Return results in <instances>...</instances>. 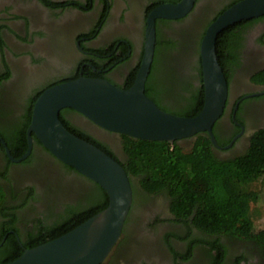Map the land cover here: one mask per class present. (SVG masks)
<instances>
[{"label": "flooded vegetation", "instance_id": "af4514ba", "mask_svg": "<svg viewBox=\"0 0 264 264\" xmlns=\"http://www.w3.org/2000/svg\"><path fill=\"white\" fill-rule=\"evenodd\" d=\"M180 1L0 0V264L5 253L28 249L40 230L56 226L68 209L78 205L87 209L89 200L100 197L98 183L57 159L34 133L28 157L11 159L10 155L20 158L26 153L30 124L28 147L20 157L5 136L22 130L32 100L55 84L84 76L125 88L140 66L150 11ZM234 1L196 0L185 16L156 20V32L176 44L162 57L164 66L156 70L160 108L179 109L188 105L185 97L204 92L201 41L213 19ZM235 32L227 46L231 66L222 67L228 99L213 126L219 144L214 151L222 160L244 153L253 134L264 129V15L245 20ZM90 68L93 76L88 75ZM63 116L124 160L122 134L97 126L73 109ZM193 139L179 144L189 149ZM139 190L122 235L104 264H213V255H218L204 242L208 239H219L226 246V264L238 260L264 264V254L249 241L195 228L185 237L188 228L174 220L168 196Z\"/></svg>", "mask_w": 264, "mask_h": 264}, {"label": "water", "instance_id": "95a60500", "mask_svg": "<svg viewBox=\"0 0 264 264\" xmlns=\"http://www.w3.org/2000/svg\"><path fill=\"white\" fill-rule=\"evenodd\" d=\"M196 0L164 3L153 8L144 34L143 54L133 85L121 88L107 79L84 77L44 90L34 103L28 127L32 150L34 133L60 161L98 183L107 193L106 208L65 234L25 251L4 264H103L119 241L133 202L130 178L121 163L95 144L72 133L60 112L71 108L97 126L119 134L174 143L206 132L219 147L213 126L228 99V82L219 62L216 40L221 31L243 20L264 15V0H239L225 9L207 28L200 47L204 104L192 117L161 109L145 92L157 42L156 20L185 16ZM5 143V142H4Z\"/></svg>", "mask_w": 264, "mask_h": 264}, {"label": "trees", "instance_id": "16d2710c", "mask_svg": "<svg viewBox=\"0 0 264 264\" xmlns=\"http://www.w3.org/2000/svg\"><path fill=\"white\" fill-rule=\"evenodd\" d=\"M244 23L245 20L228 26L217 37V53L225 70L231 66V57L227 56V46L236 35L235 28L243 26ZM175 45L174 41L164 40V37L157 33L154 61L145 89L146 94L157 105L159 82L157 83L156 70L164 66V55L166 57L176 47ZM137 71L138 69L132 73L125 88L133 85ZM88 75L93 76L94 70L90 68ZM36 99L32 100L29 112L24 117L22 130L20 128L13 134L5 136L16 157H20L28 147L26 129L30 124L32 107ZM184 99L188 105L170 111L161 109L176 115L195 116L203 107L204 92L202 90L194 92ZM64 111H61L60 118L72 133L95 144L123 165L133 188L132 205L141 194L139 188L148 194L165 193L174 220L188 228L185 237L189 238L195 228L208 235H227L249 241L264 254V229H257L251 217V204L258 201L260 196L254 184L264 178V129L253 134L250 146L244 153L225 160L216 155L215 147L206 132L198 133L189 149L180 145L179 141L174 143L151 141L122 134L125 158L119 161L106 145L71 125L64 118ZM19 147L22 149L20 152ZM96 185L99 199L89 200L87 209L84 206L81 208L80 205L77 209L75 207L68 209L66 214L59 217L56 226L44 227L40 230V237L31 241L28 248L65 234L106 208L109 203L108 195L100 185ZM2 198L3 193L0 188V205ZM13 240V243L18 245L16 240ZM204 242L217 252L218 256L213 255V264H226V246L219 239H208ZM23 252L19 250L15 254L13 251L5 253L2 263L15 260ZM236 264H240V260Z\"/></svg>", "mask_w": 264, "mask_h": 264}, {"label": "rangeland", "instance_id": "374dc122", "mask_svg": "<svg viewBox=\"0 0 264 264\" xmlns=\"http://www.w3.org/2000/svg\"><path fill=\"white\" fill-rule=\"evenodd\" d=\"M260 196L258 201L251 204V217L257 229H264V178L254 184Z\"/></svg>", "mask_w": 264, "mask_h": 264}]
</instances>
